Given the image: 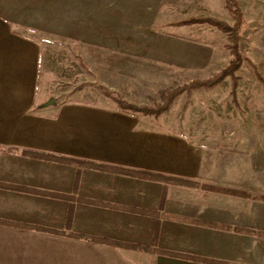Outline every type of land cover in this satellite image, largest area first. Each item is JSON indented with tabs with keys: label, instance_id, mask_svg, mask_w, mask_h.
I'll return each instance as SVG.
<instances>
[{
	"label": "crops",
	"instance_id": "crops-1",
	"mask_svg": "<svg viewBox=\"0 0 264 264\" xmlns=\"http://www.w3.org/2000/svg\"><path fill=\"white\" fill-rule=\"evenodd\" d=\"M3 2L0 7L5 8ZM20 24L0 10V221L10 224H0V264L264 263L262 251L254 241L249 245L248 235L187 222L240 227L217 215L240 211L241 204L217 201L215 192L199 187L129 174L141 171L217 186L205 177L215 173L216 167L208 163L218 158H200L191 141L178 133L182 126L168 124L164 116L157 121L125 113L98 89L85 86L52 94L43 87L48 67L41 44ZM142 63L167 66L162 60ZM198 63L190 61L188 66H201ZM96 66L81 67L75 76L69 67L68 80L80 77L88 84L86 77L95 73L99 80L91 79V87L102 85L104 65ZM26 151L62 158H33ZM90 163L122 171L94 169Z\"/></svg>",
	"mask_w": 264,
	"mask_h": 264
},
{
	"label": "rangeland",
	"instance_id": "rangeland-1",
	"mask_svg": "<svg viewBox=\"0 0 264 264\" xmlns=\"http://www.w3.org/2000/svg\"><path fill=\"white\" fill-rule=\"evenodd\" d=\"M238 1L246 20L240 51L264 77V0ZM3 6L1 12L23 23L18 27L32 32L41 44L48 67L43 87L52 94L87 86L106 96L107 90L130 103L154 106L175 85L212 77L233 59L228 32L208 23L175 25L213 18L232 27L235 15L227 0H4ZM144 60L166 61L167 66ZM190 61L201 66L190 67ZM79 64L87 70L103 64L102 85L91 87V79L99 80L95 73L85 76L87 85L80 77L68 80L69 67L75 76L81 71ZM256 73L245 61L235 77L211 89L185 91L161 115L152 116L182 126L178 133L191 141L200 158H218L208 163L216 167L205 177L208 181L254 197L215 192L217 201L243 206L217 216L255 232L248 235L249 245L254 241L264 255V238L259 236L264 232V201L255 199L264 196V85ZM167 111L171 113L166 116ZM138 115L142 114L133 116Z\"/></svg>",
	"mask_w": 264,
	"mask_h": 264
},
{
	"label": "trees",
	"instance_id": "trees-1",
	"mask_svg": "<svg viewBox=\"0 0 264 264\" xmlns=\"http://www.w3.org/2000/svg\"><path fill=\"white\" fill-rule=\"evenodd\" d=\"M227 5L230 10L235 15V23L231 27L227 25L225 22L216 20V19H207V18H192L188 20H183L180 22L175 23V25L178 26H185V25H192L196 23H208L210 25L216 26L219 29H221L224 32H228L230 34V41H231V54L233 55L232 61L229 63V65L224 68L222 71L219 73L215 74L212 77H209L207 79H196L193 80L192 82L185 84V85H175L174 88L168 90L166 93L163 94V101L161 104H156L154 106H149V105H137L134 103H130L126 100H124L121 97H113L111 93H109L106 90L107 96L112 97L113 100L116 102L118 108L128 114L131 115H136V114H142V115H150V116H156L158 117L161 115L164 111H166L169 107V105L174 101L175 98H177L180 94H182L185 91H190L192 89H199V88H205V89H211L216 86H218L220 83H222L227 77H235V72L238 70L241 65L245 62L248 61L253 68L256 70V74L258 79L262 82L264 85V77L263 75L259 72V69L257 65H255L252 61H250L247 57H245L241 51H240V46H239V40H240V31L242 27L245 25V16L244 12L239 4L238 0H227ZM84 65V64H83ZM236 86V84L234 85ZM2 150V148H0ZM9 152H14V149H9ZM25 155L33 157V158H62V157H57L53 155H48L44 153H38V152H30L26 151L24 152ZM70 161V160H69ZM82 165H85L84 163H81ZM90 168L94 169H99V170H105V171H111V172H121V169L115 168V167H107V166H101L97 164H87ZM130 175H133L137 178L141 179H147V180H157V181H165L168 183H174V184H179V185H184V186H192V187H202L203 189L209 190V191H214V192H220V193H225L227 195H233V196H239L243 198H254L250 194L239 191V190H233V189H226L222 187H217V186H209V185H201L196 182H191L187 180H182V179H176V178H169L153 173H147V172H141V171H129ZM255 199H260L264 201V196L257 197ZM89 204L93 205H98L99 203H96L94 201H85ZM129 211L132 212H139L134 209H130ZM144 214L148 215H153L157 216V213H151V212H141ZM189 223L197 224V225H202V226H207V227H212L216 229H221V230H226V231H234L236 233L244 234V235H254L255 232L247 229V228H241V227H231L229 225H224V224H217V223H211V222H204V221H196V220H187ZM0 224L4 225H10L6 222L0 221ZM25 228H30V227H25ZM159 233V225L156 226L155 230V238H157ZM259 236L264 238V232H259ZM96 242H102L106 243L111 246H117V247H124V248H129V249H136V250H143L149 253H156V254H161V255H168V256H176L180 257L183 259H192L191 257L187 256H178L174 255L172 253L162 251L156 248H151V247H143L140 245H131V244H125V243H118L115 241H110V240H98V239H93ZM197 261H202L203 260H197ZM210 264H227L224 262H218V261H205Z\"/></svg>",
	"mask_w": 264,
	"mask_h": 264
}]
</instances>
